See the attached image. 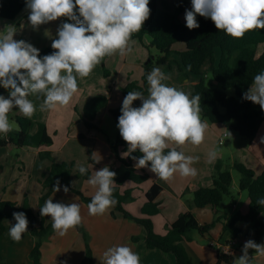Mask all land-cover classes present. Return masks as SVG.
<instances>
[{
  "label": "clouds",
  "instance_id": "obj_1",
  "mask_svg": "<svg viewBox=\"0 0 264 264\" xmlns=\"http://www.w3.org/2000/svg\"><path fill=\"white\" fill-rule=\"evenodd\" d=\"M25 7L33 29L59 17L67 19L58 25L56 37L51 41L54 51L43 55L31 42L15 39V29L0 35V87L8 90L7 95L0 93V134L11 131L8 113L14 107L27 117L34 113L36 106L29 99L30 94H43L45 108L69 104L78 90L77 76H87L106 55L130 52L132 33L142 28L151 11L149 0H26ZM197 14L210 18L217 29L234 37L247 30L264 29V0H191V8L184 13L189 29L199 27ZM169 78L159 67H153L147 75L148 95L128 91L116 125L128 146L122 155L128 156L138 149L143 155L133 157L136 167H149L164 180L177 172L182 176L197 174L192 164L198 156L186 155L177 148L167 152L164 149L169 141L176 145L186 142L199 145L207 128L199 114V95L163 83ZM137 98L142 103L133 106ZM243 98L258 103L264 110V71L254 76ZM260 140L264 142V136ZM215 156V150L210 151V160ZM92 158L101 159L95 155ZM78 171L84 174L87 168L81 164ZM115 175V171L104 166L88 178L89 184L97 186L88 203L89 215H103L117 203L112 195ZM61 187L68 192V185L57 180L55 191ZM257 203L264 205V197H259ZM80 208L76 201L54 202L51 198L40 207V215L50 214L53 229L64 235L81 223ZM12 215L15 223H11L8 234L19 241L28 231L29 221L24 211H14ZM249 248L264 255V244L248 239L236 264H251ZM103 257V264H141L139 253L128 244L108 247Z\"/></svg>",
  "mask_w": 264,
  "mask_h": 264
},
{
  "label": "trees",
  "instance_id": "obj_2",
  "mask_svg": "<svg viewBox=\"0 0 264 264\" xmlns=\"http://www.w3.org/2000/svg\"><path fill=\"white\" fill-rule=\"evenodd\" d=\"M176 6L170 9L168 0H161L160 6L157 0H149L151 9L149 17L145 20L142 28L132 33L131 38L149 37L148 47H155L158 54L150 57L143 64L142 84L136 81H129L122 87L123 98L128 91L139 88L143 94L148 93L147 75L149 68L153 64L170 65L172 60V45L176 42H184L185 47L179 52L181 76H186L187 71L198 75V81L194 84L191 95L200 97V118H207L211 122L222 123L229 131H235L247 139L253 138L260 125L264 122V110L258 103L243 98V93L253 82L256 74L264 71V29L247 30L242 36L234 37L223 30L216 28L210 18H205L197 14L199 27L189 29L186 26L184 13L186 8H190L191 0H176ZM26 0H0V17L13 18L24 7ZM220 49L218 59H215V49ZM41 55L54 51L51 43L39 48ZM109 55L101 59L98 64L103 75H109L105 67L104 60ZM208 63L211 77L217 82L207 84V73L202 71V66ZM216 84H219L216 85ZM232 88L234 94L228 95L225 88ZM43 98V94L39 95ZM108 97L105 93H98L86 100L80 113V118L87 128H97L94 123L97 112L106 106ZM122 102L110 108V113L118 123ZM17 124V131L8 132L6 135L0 134V147L13 143L16 146L49 147L52 139L47 131L44 122H36V129L30 132V127L34 123L30 117L14 115ZM82 136V135H81ZM115 159L123 164L124 168L120 172H115L113 196L117 203L113 206L116 211L124 217L135 220L141 224L145 230V244L147 248H158L163 252H170L175 257L174 264H194L183 245V240L188 237L192 230H197L201 234L209 232V228L218 219H223V230L237 236L242 228L237 225L239 222H251V228L244 233V239H252L260 243L264 238V220L260 214L264 211V205L257 203L259 197H264V167L260 172L248 167L242 162L234 161L232 166L236 168L240 177L238 186L241 190H246L249 198L246 212L235 211L232 213L221 212L211 223L200 222L194 213L187 209L178 214L176 219L166 224V231L158 233L154 230L151 216L160 211L158 197L163 192V186L158 182H153L147 189L146 201L141 207L142 216H135L126 210L124 202L132 199V190L127 188L123 191L120 186L126 180H131L139 184L148 178V173L138 171L133 166V157L143 155L139 150L129 153L128 156H120L118 150H128L127 142L121 137L119 129L114 141L110 145ZM177 147H167L165 152ZM177 150H180L177 148ZM41 158L50 160L47 170L41 175L40 183L42 192L38 198V210L35 212L25 201L21 205L11 200H0V236L5 229L3 212L6 208L14 211H24L29 221V230L34 237V243L29 252L32 264L41 263V244L53 230L52 223H45L44 216L40 215V207L47 197L54 190L57 180L60 184L68 185V188L78 193L85 202H90L92 196L83 195L71 185L70 178L74 167V162L56 161L50 149L39 151ZM150 164V162H148ZM1 167V166H0ZM117 169V168H116ZM115 169V170H116ZM84 177L89 178L87 171ZM212 183L209 186H199L193 190V202L196 207L211 205L217 209V205L222 201L224 195L231 194L230 186L232 174L226 167H222L217 161L212 171ZM218 211V210H216ZM85 244V258L79 264H93V253L88 243L86 232L82 229ZM138 236H132L137 239ZM256 252L255 249L249 248ZM234 255L230 252L218 251L216 261L212 264H233ZM0 264H6L0 258Z\"/></svg>",
  "mask_w": 264,
  "mask_h": 264
},
{
  "label": "crops",
  "instance_id": "obj_3",
  "mask_svg": "<svg viewBox=\"0 0 264 264\" xmlns=\"http://www.w3.org/2000/svg\"><path fill=\"white\" fill-rule=\"evenodd\" d=\"M28 11L29 10L26 9V7H24L13 18L0 17V35L6 34V32L10 29H15L16 30V32L14 33L15 39H25L38 48H42L50 44L52 39L56 37L58 25L64 19H66V17H59L56 20L49 21L46 24H41L37 29H33V27L28 22ZM45 33H47L48 35H46ZM144 37L143 38L145 39V42L148 44L149 37L147 35H145ZM143 38L142 40L138 39L140 41V44L136 42L137 38L130 39V47H131L130 52H127L123 55L119 53L115 59L112 58L113 60L109 58V56L111 57L113 55L111 54L104 60L105 67L108 69L109 75L104 76L102 68L99 65H96L87 76L85 77L77 76V82H78V90L76 92L77 94L76 97L70 101L69 106L67 108V112H70L72 119L75 120V118L77 117L78 120L80 119V121H82L80 118L82 107L86 102V100L89 99L91 96L98 93H105L108 97L106 106L101 108L95 116L94 123L96 124L97 128L89 129L82 121L85 129L82 133H80L79 135L80 137H87L89 139L96 140L105 146H110L113 139H115L117 134V126L115 125L117 124L115 123L113 117L112 119L114 121L113 122L114 124H112V122H110L109 120L110 118L109 119L107 118V115L108 113L111 115L110 108L115 107L122 102L123 94L121 89L126 83H128L129 81H136L139 85L142 84V74L144 71L143 64L147 61L146 55L149 54V49L146 47L145 43L143 42ZM177 48H179L176 49L177 52L184 49L180 47ZM133 63L138 64V68L135 71L134 75H133L134 71L130 69V65H132ZM179 63L180 61L178 60V62H176L175 64H173L172 61L170 65H166V64L158 65L159 67H161L160 69L167 76L170 77L169 79L163 81V83L171 86H175L176 88L181 89L184 92L191 95L194 84L198 81L199 77L197 74H194L189 71H187L186 76L184 77L181 76V69ZM158 66H153V67H158ZM153 67L151 66L149 68V72ZM134 90L140 91L139 88H135L132 91ZM0 93L7 95L8 90L4 89L3 87H0ZM39 95L40 94L29 95V99H31L34 105L36 106V110L30 116V118L33 120L34 122L33 124L40 121V122H44L47 126L46 116L48 112L51 110V108L42 107L43 98H41ZM112 97H115L113 101H111ZM10 112L11 114L14 115L25 116L16 107H14ZM105 120H107L109 132L105 133L104 131H102L103 135H101L99 133V130L103 127L104 122H106ZM202 121H205L207 123V128L205 131L204 140L199 145L188 142H186L184 145H176L175 142L173 141L168 142V147H177L178 149L184 151L186 155L199 157V159L195 160L192 164V166L197 169V174L195 176H182L179 174V172H177L173 175V177L169 178L168 180L162 179L163 181H160L161 178L156 176L155 173L154 176H152V183L158 182L163 186V192L159 195L157 199L159 202L160 211H162L163 213V226L161 229L162 231L156 229L153 222L154 229L158 233H164L166 231V224L174 221L180 212L185 211L187 209H190L200 222H202V219H200V214H201L200 211L205 207L213 210V217H212L213 220H215L216 217L221 212H224L218 207L217 209L213 208L211 205L196 207L192 204L193 200L191 199V195H193L192 194L193 190L199 186H209L212 183V177H211L212 169L214 163L218 160L217 158H220L218 156H220L219 154L221 152L216 153L215 158L211 160L209 158V153L210 151L214 150L212 143L215 144V141L225 131V126L222 123L211 122L207 118H203ZM33 124L31 125V127L33 126ZM17 128L18 127L16 124V127L12 128L11 131L9 132L14 133L17 131ZM35 129H36V124L34 127V131ZM228 136L229 133L226 137ZM261 136H264V122L261 123L255 136L253 138L246 140V142L244 143L245 146L243 147L244 150L242 151V155L240 156L241 162L247 165L248 167L253 168L257 173L260 172L264 167V142H261L260 140ZM45 148L50 149L51 145L49 147L42 146L37 148L26 145L16 146L13 143H8L0 147V160H3L5 156L10 155L11 152L16 153V155L19 157L20 156L23 158L30 157V169H29L30 173L32 174L34 172L33 174H35L38 182L40 183L41 175L47 170V167L50 164V160H48V162H45L44 160H42L44 158H41L39 156V151ZM230 151H232L231 148ZM232 152L235 156L236 155L235 148L233 149ZM6 160L11 161V158L9 159L7 158ZM116 163L119 162L116 160ZM0 166H1L0 167V200H11L16 202L18 205H21L23 202L22 200L23 197H21L20 194L26 193L27 185L16 186L15 188H13V190L7 192L3 185V182H6V179L4 178V174H3L4 164L0 163ZM133 166L138 171L143 170L147 172L145 167H136L135 159L133 160ZM107 167H109L110 169L112 168L114 170L117 168L116 164H113L111 166L107 165ZM150 176L151 174L148 173V177ZM132 183L135 186L141 184V183L135 184L134 182ZM147 188L143 189L144 199L143 198L140 199L136 206H134L135 204L132 205V203L128 201L124 202L125 204H123L125 205L126 210H128L130 213H132L135 216H142L141 207L143 203L146 201L145 193L147 191ZM54 190L52 191V193L54 192ZM185 191L189 193L187 199L183 198V194ZM238 192H239L238 197H243L242 190L239 189ZM50 195L47 197V199L50 197ZM248 203H249V198H248ZM248 203L247 200L244 199L243 204L240 205V207H237L238 206L237 202L233 201L232 203L233 210L228 213H232L235 211L246 212ZM32 209L35 212H37V210H35L33 207ZM114 210L115 209L113 208V206H111L109 213L110 215H114L115 219H117V215H121L122 217H124L123 214L119 211L115 210V212L117 213L116 214L113 213ZM160 211L151 216L152 221H154L153 218L156 215H158ZM13 212L14 210H11L9 208H6L3 212V221H4L5 229L0 236V258L6 264H32V260L29 257V252L33 246L34 237L30 233L29 224H28V231L22 234V238L19 241L13 240L8 234V230L11 227V223H15L14 217L12 215ZM107 218L108 217L105 215H90L88 222L84 220V222H86L88 226L91 227L92 232L98 237L99 240L96 243V245H92L93 248H91L93 253V264H103V260H104L103 252L109 247L104 242V236H103L104 231L97 224L100 221L107 220ZM260 218L264 220V211L260 214ZM217 222H220L222 225V230L221 232L218 233V235H211L212 234L211 231H209L210 234L209 232L205 234H201L197 230H192L189 232L188 237L183 240V245L185 246V249L189 255L190 260L194 264L214 263L216 261L218 251L230 252L233 255H235L236 250L234 249L233 244H238L239 248L241 250L243 249L244 243L246 241L244 239V233L251 228L252 223L251 222L237 223V225L242 228V231L237 235V240L235 242L229 243L228 245L225 242L228 239L232 238L233 236L231 235L230 232L223 230L222 218L218 219ZM123 225H126V228L123 229L120 226L117 230V233L118 235L120 234L122 236V240L124 244L130 245L135 252L139 253L141 264H174L175 257L172 253L163 252L158 248L146 247L145 239H144L145 230L141 224H139L140 226H132L131 224H127L126 222ZM132 236H138V237L137 239H133ZM78 238H79L78 234L73 227L68 229V231L64 235H60L56 230H53L52 233L49 236H47L41 244V263L65 264L66 262V264H79L85 257V244L82 235V248L80 249ZM211 241H213L214 243L211 244ZM260 244H264V238L261 240ZM248 254H249V258L251 259V264H264V255H260L257 252H252L249 249H248Z\"/></svg>",
  "mask_w": 264,
  "mask_h": 264
},
{
  "label": "rangeland",
  "instance_id": "obj_4",
  "mask_svg": "<svg viewBox=\"0 0 264 264\" xmlns=\"http://www.w3.org/2000/svg\"><path fill=\"white\" fill-rule=\"evenodd\" d=\"M160 1L161 0H157V4L159 6H160ZM168 2L170 4V9L174 10L177 1L168 0ZM144 38H143V42L145 43L146 47L149 49V54L146 55V58L148 59L150 57H154V55L156 56L158 54L157 49L155 47H148V44L145 42ZM136 40H137L136 42L140 44V41L138 39ZM177 47H180L183 49L185 47L184 42L180 41L172 45L173 52H172L171 62L173 61V64L178 62V60L180 61V56H179L180 51L179 52L176 51V49H179ZM118 54H119V51L113 53L112 55L113 57L109 56V58L113 60L112 58L115 59L118 56ZM219 54H220V49L216 48L215 54H214L215 59H218L217 57L219 56ZM158 65L159 64H153L152 67L158 66ZM137 68H138L137 63H133L132 65H130V69L134 71L133 75L135 74V71L137 70ZM202 70L208 74L207 80H206L207 84H210V83L215 84L214 79L211 77L208 63L203 66ZM216 85L219 86V84H216ZM148 87H149V84H148ZM225 91L228 95L234 94V90L230 87L225 88ZM76 94L77 93L73 95L72 99L76 97ZM147 95L148 93L145 94V96ZM114 98L115 97H112L111 101H113ZM141 103H142L141 99L137 98L133 101V106H140ZM68 106L69 104L56 105L55 107L51 108V110L48 112L46 116L48 132L52 139V144L50 148L51 155L56 161L74 162V167H73V171H72L71 178H70L72 187L78 190L79 192H81L83 195L93 196L97 190V186L91 185L87 182L88 178L84 177V174L86 172L84 174L79 173L78 171L79 165L83 164L87 168V171L90 173V176L94 175L96 170L100 169L101 167L107 166V165L111 166L113 164H116L117 166L116 170L111 168V170L115 172L122 171L124 166L121 163H116V159L111 151L110 146H105L96 140L79 136L80 133L84 131L85 127L82 121H80V119L78 120L77 117L75 118V120L71 118L70 112H67ZM8 115H9L10 123L12 124V128H15L16 123L13 119L14 114H11V112H9ZM107 118L108 119L110 118L109 119L110 122L114 124L112 116L109 113L107 115ZM105 121L106 122H104L103 127L99 130V133L101 135H103L102 131H104L105 133L109 132L107 120ZM34 127H35V124H33V126L30 127V132H34ZM225 131L229 133V136L225 137L224 138L225 140L222 143H219L217 139L215 141V144L214 143L212 144H213V149L215 150L216 153L221 152L219 154L220 156H218L220 158H217L218 159L217 161L221 163L222 167L228 168L232 174V183L230 186L231 194L224 195L222 201H220L219 204L217 205V207L221 209L222 211L230 212L233 210L232 209L233 201L237 202L238 204L237 207H240V205L243 204L244 199L247 200V203H248V194L246 190H242L243 197H238L239 196L238 180L240 177V173L236 168L232 166L234 161L241 162L240 156L242 155V151L244 150L243 147L245 146L244 143L246 142L247 138L242 137L235 131H229L226 128H225ZM237 141H240V142H237ZM230 148L232 149V151L235 148V154H236L235 156L233 152L230 151ZM124 152L125 151L121 149L118 150V154L120 156H123L122 153ZM93 155H95L97 159H100V158L101 159L99 161H96L92 158ZM5 158L6 159L11 158V161H7ZM42 160H44L45 162H48L47 158H44ZM0 163L4 164L3 174H4V178L6 179V182H3V185H4L5 190L8 192L10 190H13V188H15L16 186L27 185L26 193H21L20 196L23 197L22 199L23 202L26 201L35 210H38L37 209L38 208V198L42 192V185L41 183L38 182L35 174H33L34 172L32 174L30 173V170H29L30 169V157H27V158H23L21 156L19 157L16 155V153L11 152L10 155L5 156L3 160H0ZM145 168L147 172L151 174V176L148 177L146 181H144L140 185L135 186L131 181L126 180L120 186L121 191L127 188H130L132 190L131 193L133 197L132 199L128 200V202L132 203V205L135 204L134 206L138 204L140 199L142 198L144 199L143 189L150 187L149 185L152 183V176H154V172H152L148 167H145ZM160 181H163V180L160 179ZM188 196H189V193L185 191L183 194V198L187 199ZM51 198L53 199L54 202L60 201L64 203H70V202L76 201L80 204L82 220L80 224L74 226L73 228L78 234L80 249L82 248V229L86 232L88 243L91 246V248H93L92 245H96V243L99 241L98 237L92 232L91 227H89L88 224L84 222V220L88 222L89 217H90L88 213V203L89 202L83 201L78 193L70 189L68 190V192H64L62 187L58 191L54 190V192L50 195L48 199H51ZM191 199L193 200V195H191ZM123 206L125 208V205ZM247 209H248V206H247ZM109 211H110V208L103 214L108 217L107 220L100 221L97 223L99 227L104 231V234H103L104 242L109 247L114 244H124L122 240V236L120 234L118 235L117 233L118 228L121 226V228L125 229L126 225H123V224H125L126 222L127 224H131L132 226H140V225L135 220L122 217L121 215H117V219H115L114 215H110ZM200 212H201L200 219H202V222H207V221H208L207 223L213 222V219H212L213 210L212 209L205 207L201 209ZM113 213L116 214L117 212H115L114 210ZM44 219H45V223H52L50 214L45 215ZM153 219H154L153 222H154L155 228L161 230L163 226L162 211H160V213L156 215ZM221 230H222V225L220 222H217V221H215L214 224L209 228V231H211L212 233L211 235H218V233L221 232ZM233 245H234V249L236 250V253L234 255L235 259L233 261V264H236L237 258L240 255H242V250L239 248L238 244H233ZM83 251H84V248H83Z\"/></svg>",
  "mask_w": 264,
  "mask_h": 264
},
{
  "label": "built area",
  "instance_id": "obj_5",
  "mask_svg": "<svg viewBox=\"0 0 264 264\" xmlns=\"http://www.w3.org/2000/svg\"><path fill=\"white\" fill-rule=\"evenodd\" d=\"M228 135V133L226 131H224L222 133V135L218 138V142L222 143L224 138ZM237 240V236H233L232 238L228 239L225 243L229 245V243L235 242ZM214 242L211 241V244H213Z\"/></svg>",
  "mask_w": 264,
  "mask_h": 264
},
{
  "label": "water",
  "instance_id": "obj_6",
  "mask_svg": "<svg viewBox=\"0 0 264 264\" xmlns=\"http://www.w3.org/2000/svg\"><path fill=\"white\" fill-rule=\"evenodd\" d=\"M214 82L216 83V82H217V80H214Z\"/></svg>",
  "mask_w": 264,
  "mask_h": 264
}]
</instances>
